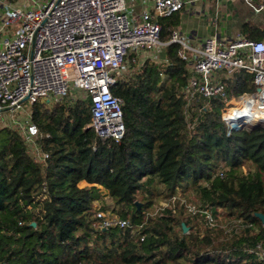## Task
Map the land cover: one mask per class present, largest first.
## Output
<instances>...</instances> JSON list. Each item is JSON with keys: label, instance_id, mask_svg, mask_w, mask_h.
<instances>
[{"label": "trees", "instance_id": "1", "mask_svg": "<svg viewBox=\"0 0 264 264\" xmlns=\"http://www.w3.org/2000/svg\"><path fill=\"white\" fill-rule=\"evenodd\" d=\"M175 12L159 18L162 39L178 23ZM261 15L239 26L264 42ZM180 47L171 41L161 61L146 57L139 66L130 53L135 68L111 86L124 99L118 141L86 127L89 96L33 103L45 160L29 153L17 129L0 127V264H264L250 251L264 243L256 215L264 213V120L230 126L221 116L223 99L190 98ZM223 82L233 96L254 88L245 69ZM102 189L127 226L96 224ZM193 197L197 205L188 203ZM162 200L168 204L153 213ZM219 209L227 224L239 218L244 227L217 224Z\"/></svg>", "mask_w": 264, "mask_h": 264}, {"label": "built area", "instance_id": "2", "mask_svg": "<svg viewBox=\"0 0 264 264\" xmlns=\"http://www.w3.org/2000/svg\"><path fill=\"white\" fill-rule=\"evenodd\" d=\"M255 10V5L246 0ZM184 0H150L138 15L136 0H0V118L17 129L29 153L38 161L48 153L32 120L37 101H59L78 91L91 98V118L86 127L105 139L120 140L125 132L122 96L111 86L124 76L131 51L151 56L163 43L159 17L179 10ZM181 43L179 55L190 62V98L195 94L220 97L221 116L230 126L264 120V42L238 32L225 42L207 36L201 47ZM137 62V58L133 57ZM143 61V60H142ZM142 61L138 64L141 65ZM236 69L252 73L254 88L238 96L229 95L220 73ZM76 97V96H75ZM189 211L197 207L189 204ZM206 212L208 223L214 218ZM99 227H125L128 220L97 207ZM250 251L264 260V243Z\"/></svg>", "mask_w": 264, "mask_h": 264}, {"label": "crops", "instance_id": "3", "mask_svg": "<svg viewBox=\"0 0 264 264\" xmlns=\"http://www.w3.org/2000/svg\"><path fill=\"white\" fill-rule=\"evenodd\" d=\"M252 2L255 5H264V0H252ZM147 7H150V0H136L134 12L138 15L142 9ZM263 11L264 8L259 11L255 10L246 0H184L182 7L173 15V18L178 20V23L172 27V34L168 35L166 39L161 38L163 43L156 49V54L153 55L154 57L152 58L155 60H157V57H160V59L162 58L163 48L166 44L171 42V36L174 32L177 33L180 39L187 42L192 47H201L203 40L210 35H216L225 42L232 40L238 32L246 35V33L241 30L239 26L240 23L245 19H262L261 13ZM132 52V58L136 57L137 62L133 60H131V62L137 66H139L138 62L140 63L144 58L148 57L136 54L134 51L130 53ZM129 57L130 54L128 59ZM188 65L191 73L192 69L189 61ZM126 66L131 68L135 67L129 65L128 60L126 61ZM227 76L228 75L223 72L220 73L222 80ZM103 190L104 196H108V191L106 189Z\"/></svg>", "mask_w": 264, "mask_h": 264}, {"label": "rangeland", "instance_id": "4", "mask_svg": "<svg viewBox=\"0 0 264 264\" xmlns=\"http://www.w3.org/2000/svg\"><path fill=\"white\" fill-rule=\"evenodd\" d=\"M157 60L158 61H161V59H160V57H157ZM135 68V67H134ZM133 67L131 68V67H128V69H125V71L123 72V74L124 75H126V74H128V73H130L131 72V70L133 71V69H134ZM76 96V97H75ZM85 97H87V95L83 92V91H78L74 96L73 95H70L69 97H67V98H63V99H61L60 101H64V102H73V101H76V100H78V99H84ZM55 103V101H52V102H50V105H52V104H54ZM5 117H7V116H5ZM5 117H2V118H0V127H2V126H4L3 124L5 123V122H7V119L5 118ZM8 118V117H7ZM9 119V118H8ZM81 185L83 184V183H80ZM103 190V189H102ZM103 193H104V190H103ZM193 194V193H192ZM198 201H197V199L196 198H192L191 199V201H188V203H194V204H198L197 203ZM102 203H105V205L109 208L108 210H104L105 211V213H115V212H111V204H112V202H111V200H110V198L108 197V196H106L105 197V199H104V201L103 202H96L95 203V208H97V207H99L100 208V206H101V204ZM166 204H168V201H160L159 203H157L156 205H155V210L153 211V213H155V212H157V211H159L158 209L160 208V206L161 205H166ZM222 210H220L219 209V214H218V216L216 217L217 218V224H222V225H226L225 227L227 228V231H231L232 229H234V228H236L237 230H240V228L241 227H244L243 225H242V223H241V221H240V219L238 218V219H234V218H232V221L231 222H228V224H227V221L228 220H225L224 219V214L225 213H223V212H221ZM214 218V217H213ZM222 220V221H219V220ZM216 220H215V218H214V221H213V223L215 222ZM198 226H199V228L202 230V229H204V226H207V224H206V222H205V220H204V218L202 217V218H200V220H198ZM188 230V227H187V229H186V231Z\"/></svg>", "mask_w": 264, "mask_h": 264}, {"label": "water", "instance_id": "5", "mask_svg": "<svg viewBox=\"0 0 264 264\" xmlns=\"http://www.w3.org/2000/svg\"><path fill=\"white\" fill-rule=\"evenodd\" d=\"M136 203L138 206H140V204H141L140 201H136ZM256 215H258L262 219V221L264 222V213L257 212ZM33 224H35V222H33ZM183 226H184V230H186L187 229L186 225H183Z\"/></svg>", "mask_w": 264, "mask_h": 264}]
</instances>
